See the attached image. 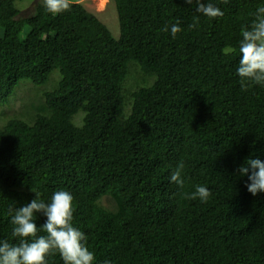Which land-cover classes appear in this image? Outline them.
I'll use <instances>...</instances> for the list:
<instances>
[{"label":"trees","instance_id":"1","mask_svg":"<svg viewBox=\"0 0 264 264\" xmlns=\"http://www.w3.org/2000/svg\"><path fill=\"white\" fill-rule=\"evenodd\" d=\"M18 1L0 0V107L22 79L59 80L0 125V241L18 243L9 208L67 191L93 264H264V192L237 172L264 161V86L242 90L236 74L264 0H211L216 18L184 0H113L117 38L75 0L58 15ZM198 185L207 202L185 198Z\"/></svg>","mask_w":264,"mask_h":264},{"label":"clouds","instance_id":"2","mask_svg":"<svg viewBox=\"0 0 264 264\" xmlns=\"http://www.w3.org/2000/svg\"><path fill=\"white\" fill-rule=\"evenodd\" d=\"M195 2V12L208 18L223 16V12L211 0H184L186 4ZM226 4L228 0H223ZM44 9L54 15L66 12L71 7V0H42ZM199 17H196L198 20ZM198 27L194 22L188 25L189 30ZM164 31H170L173 39L181 32L179 23L166 26ZM235 52L236 49H232ZM239 63L236 74L242 90L254 85L264 86V7L257 8L255 19L250 26L242 30V39L238 47ZM183 162L176 166L170 175V182L183 187ZM237 172L240 176L247 175V191L255 196L264 192V161L247 159ZM210 191L204 186H196L192 193H185L187 199H199L207 202ZM12 238L18 243L8 240L0 241V264H47L46 257L59 253L64 264H93V252L86 246L87 237L73 226V196L67 191L52 194L50 202L41 199L40 193L26 205L16 209L9 208ZM46 217L39 231L34 222L36 214ZM110 264V261H105Z\"/></svg>","mask_w":264,"mask_h":264},{"label":"rangeland","instance_id":"3","mask_svg":"<svg viewBox=\"0 0 264 264\" xmlns=\"http://www.w3.org/2000/svg\"><path fill=\"white\" fill-rule=\"evenodd\" d=\"M83 4V6L90 12L94 13L110 30L111 34L117 38L119 35L118 20L116 14V8L113 0H75ZM32 2L29 0H23L17 2V6L24 7L23 10L28 11L32 6ZM59 80L58 70H54L49 80L42 84L36 85L27 79L20 80L14 92L9 96L8 102L0 107V125L7 119L13 116H21L29 108V104L36 95L42 93V91L53 88ZM132 82L130 80L128 85ZM43 100V97H42ZM39 104V103H38ZM82 116V114H81ZM77 125L81 124V119L73 120ZM101 204L107 208H112L114 203L109 196H103L101 198Z\"/></svg>","mask_w":264,"mask_h":264}]
</instances>
